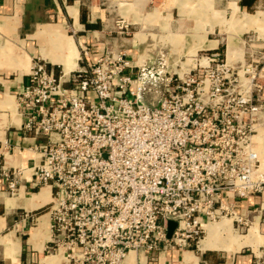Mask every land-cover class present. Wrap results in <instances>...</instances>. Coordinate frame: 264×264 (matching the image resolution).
<instances>
[{
    "label": "built area",
    "instance_id": "2783aa9c",
    "mask_svg": "<svg viewBox=\"0 0 264 264\" xmlns=\"http://www.w3.org/2000/svg\"><path fill=\"white\" fill-rule=\"evenodd\" d=\"M255 37L231 59L220 47L160 48L142 61L111 49L68 74L33 62L17 103L23 130L45 140L30 150L32 189L52 190L48 255L148 264L165 251L202 252L207 227L223 219L238 234L261 223L264 50ZM6 177L17 195L19 174Z\"/></svg>",
    "mask_w": 264,
    "mask_h": 264
},
{
    "label": "crops",
    "instance_id": "0c3cea01",
    "mask_svg": "<svg viewBox=\"0 0 264 264\" xmlns=\"http://www.w3.org/2000/svg\"><path fill=\"white\" fill-rule=\"evenodd\" d=\"M224 14L234 18L238 43L253 34L255 52L264 50V0H0V264H67L62 255L46 252L52 190L31 187L36 156L30 149L45 140L23 130L17 96L29 83L33 62L44 60L68 74L111 49L142 61L160 48H221ZM118 21L129 26L126 36L118 33ZM15 174L20 192L12 195L6 175ZM224 222L226 229L210 242L209 227L217 223L207 227L202 252L165 251L148 264H264V245L256 246L264 238L260 217L246 236L233 231L231 220L218 223Z\"/></svg>",
    "mask_w": 264,
    "mask_h": 264
},
{
    "label": "rangeland",
    "instance_id": "374dc122",
    "mask_svg": "<svg viewBox=\"0 0 264 264\" xmlns=\"http://www.w3.org/2000/svg\"><path fill=\"white\" fill-rule=\"evenodd\" d=\"M233 22H234V18L232 21L229 18V16L227 17V15L225 16V14H224L223 25H222V35L223 36H221L223 38V46H221L220 50L223 51L224 54H226V52H228V48H231L232 51L234 52V57H235L236 55H238V56L243 55L247 51L246 49L248 47H244V45L241 44L243 42H241V43L237 42V39H236L237 29H236V26L233 24ZM231 58H229V59H231ZM258 58H260V57H258ZM256 215H257V213H255V216ZM262 224H264V218L260 223V226H259L260 228L258 231V233L260 232L263 235V233L261 231ZM260 233H259V236H260ZM246 234L247 233L238 234V235L239 236H246ZM260 240H261V238H260ZM260 240H259V243H260ZM252 245H256V244H252ZM261 245H264V238L262 240V243H260V245H256V246H261ZM63 261H64V257H63Z\"/></svg>",
    "mask_w": 264,
    "mask_h": 264
},
{
    "label": "bare ground",
    "instance_id": "6f19581e",
    "mask_svg": "<svg viewBox=\"0 0 264 264\" xmlns=\"http://www.w3.org/2000/svg\"><path fill=\"white\" fill-rule=\"evenodd\" d=\"M228 55H229V58H230V56H231V48H229V50H228ZM262 149H264V146H262ZM262 152H263V150H262ZM262 154H264V153H262ZM225 220V219H224ZM255 221V220H254ZM226 222V221H225ZM224 222V224L223 223H217V225L216 226H212L211 228L209 227V235H208V242H210V240L211 239H213V236L216 234V232H218L219 230H222V229H226V223ZM228 225V224H227ZM231 225V224H230ZM229 226V225H228ZM229 232H230V230H229ZM253 233H254V231L253 232H251L250 233V236L249 237H251L252 238V236H253ZM215 238V237H214ZM203 244V243H202ZM206 245V244H205ZM206 248V247H205Z\"/></svg>",
    "mask_w": 264,
    "mask_h": 264
},
{
    "label": "water",
    "instance_id": "95a60500",
    "mask_svg": "<svg viewBox=\"0 0 264 264\" xmlns=\"http://www.w3.org/2000/svg\"><path fill=\"white\" fill-rule=\"evenodd\" d=\"M176 228V224L174 222L169 223V227H168V237L171 238L172 234L174 232Z\"/></svg>",
    "mask_w": 264,
    "mask_h": 264
}]
</instances>
